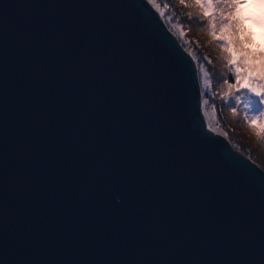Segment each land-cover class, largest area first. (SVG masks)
Instances as JSON below:
<instances>
[{
    "label": "water",
    "instance_id": "obj_1",
    "mask_svg": "<svg viewBox=\"0 0 264 264\" xmlns=\"http://www.w3.org/2000/svg\"><path fill=\"white\" fill-rule=\"evenodd\" d=\"M201 102L146 0H0V264H264V172Z\"/></svg>",
    "mask_w": 264,
    "mask_h": 264
},
{
    "label": "trees",
    "instance_id": "obj_2",
    "mask_svg": "<svg viewBox=\"0 0 264 264\" xmlns=\"http://www.w3.org/2000/svg\"><path fill=\"white\" fill-rule=\"evenodd\" d=\"M146 2L157 9L166 28L194 59L203 113L211 130L223 135L234 149L264 172V103L250 93L249 87L244 84L240 83L237 87L235 75L239 73L241 80L247 78L252 87L259 89V85L253 84L246 72L264 82V47L255 53L245 46L246 42L253 40V36L250 27L243 22L237 1L215 0L235 5L229 12L226 9L223 16L218 8L205 10L200 6L201 0ZM223 20L232 24H224ZM201 68L207 73L206 78L211 84L210 89L203 92ZM225 80L233 85L231 89L224 83ZM225 93H229L227 99L224 98ZM205 100L208 106L204 105ZM251 100L256 104L251 106ZM245 104L249 105L247 109ZM213 106L215 111L212 110Z\"/></svg>",
    "mask_w": 264,
    "mask_h": 264
},
{
    "label": "rangeland",
    "instance_id": "obj_3",
    "mask_svg": "<svg viewBox=\"0 0 264 264\" xmlns=\"http://www.w3.org/2000/svg\"><path fill=\"white\" fill-rule=\"evenodd\" d=\"M236 1L242 13L241 17L243 19V22L250 27V31L253 36V40L250 42H246L245 46L250 51L257 53V51H259L262 47H264V3H261L260 5H256L254 3V0H236ZM241 3L243 4L242 6ZM233 57L235 59V56ZM246 73L251 79L254 78L253 74L248 72ZM241 83L244 84V86L246 87L251 86L247 78H242ZM249 104L253 106L256 103L253 100H251L249 101ZM263 122H264V116H263Z\"/></svg>",
    "mask_w": 264,
    "mask_h": 264
},
{
    "label": "snow or ice",
    "instance_id": "obj_4",
    "mask_svg": "<svg viewBox=\"0 0 264 264\" xmlns=\"http://www.w3.org/2000/svg\"><path fill=\"white\" fill-rule=\"evenodd\" d=\"M221 5H223V6H221ZM242 5L243 4L241 3V6ZM200 6L203 7L205 10L212 9V8H218V9H220L221 16L224 15V12H225L226 9L229 12L233 7H235L234 4H222L221 2H215V0H213V2H208V0H201V5ZM222 23H224V24H232V22H230L228 20H223ZM180 34H181V36L183 35V30L182 29H181ZM200 72L202 73V77H201V91L203 92L204 89H210L211 84H210V81L206 78L207 77V73L204 72V70L202 68L200 69ZM235 75L237 77V87H238L239 84L241 83V77H240L239 73H236ZM224 83L227 84L230 89L233 87V85L229 84V82L227 80H225ZM252 83L259 85V89L257 87L249 86L248 91L250 93H252L254 96L259 97L260 98V102L264 103V82H261V81L255 79V78H252ZM228 96H229V93H225L224 94V98L225 99H227ZM203 103H204L205 106H208V101L207 100H205ZM244 107H245V109H247L249 107V105L245 104ZM212 110L215 111L214 106H213ZM233 114H235V108H233ZM252 118L254 119L255 117H252Z\"/></svg>",
    "mask_w": 264,
    "mask_h": 264
},
{
    "label": "clouds",
    "instance_id": "obj_5",
    "mask_svg": "<svg viewBox=\"0 0 264 264\" xmlns=\"http://www.w3.org/2000/svg\"><path fill=\"white\" fill-rule=\"evenodd\" d=\"M254 3L260 5L261 3H264V0H254Z\"/></svg>",
    "mask_w": 264,
    "mask_h": 264
},
{
    "label": "built area",
    "instance_id": "obj_6",
    "mask_svg": "<svg viewBox=\"0 0 264 264\" xmlns=\"http://www.w3.org/2000/svg\"><path fill=\"white\" fill-rule=\"evenodd\" d=\"M200 111L203 112L202 102H201V105H200Z\"/></svg>",
    "mask_w": 264,
    "mask_h": 264
}]
</instances>
